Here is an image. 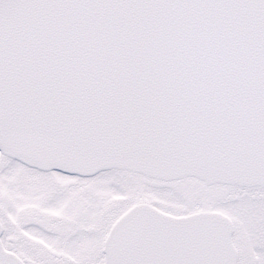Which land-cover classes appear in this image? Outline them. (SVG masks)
Here are the masks:
<instances>
[{
	"label": "snow or ice",
	"instance_id": "obj_1",
	"mask_svg": "<svg viewBox=\"0 0 264 264\" xmlns=\"http://www.w3.org/2000/svg\"><path fill=\"white\" fill-rule=\"evenodd\" d=\"M0 264H264V0H0Z\"/></svg>",
	"mask_w": 264,
	"mask_h": 264
}]
</instances>
